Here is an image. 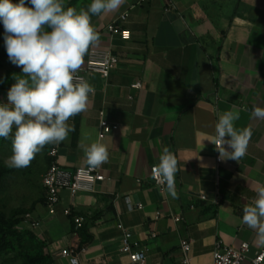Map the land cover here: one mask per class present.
<instances>
[{
  "label": "crops",
  "instance_id": "1",
  "mask_svg": "<svg viewBox=\"0 0 264 264\" xmlns=\"http://www.w3.org/2000/svg\"><path fill=\"white\" fill-rule=\"evenodd\" d=\"M90 3L80 0L79 9ZM112 23L130 39L109 34ZM92 24L100 33L95 46L111 50L119 63L106 79L88 75L95 94L87 111L69 121L75 131L67 140L47 146L58 148L59 165L85 167L80 145L98 138L101 110L119 131L102 140L110 155L99 169L107 179L93 192L72 198L61 190L50 215L43 190L34 230L50 254L58 264H70L63 248L80 264H132L121 252L119 221L146 254L145 264H213L218 242H247L252 254L264 249L241 222L243 207L264 185V119L252 116L254 107L264 108V0H125L118 11L93 16ZM139 81L141 88L131 87ZM225 111L239 112L237 129L253 130L239 161L217 162L210 141ZM164 147L179 162L176 198L152 181ZM73 215L83 217L82 226ZM183 240L191 241L188 254Z\"/></svg>",
  "mask_w": 264,
  "mask_h": 264
},
{
  "label": "clouds",
  "instance_id": "2",
  "mask_svg": "<svg viewBox=\"0 0 264 264\" xmlns=\"http://www.w3.org/2000/svg\"><path fill=\"white\" fill-rule=\"evenodd\" d=\"M124 3L91 0L86 8L77 9L65 7L64 0H0L8 59L21 68V74H13L15 83L7 92V102L0 103V138L11 137L12 145L6 167H29L46 145H59L75 131L69 121L87 111L90 96L95 94L86 79L76 80L89 49L100 41L92 17L114 13ZM252 116L264 119V108L254 107ZM239 118V112L233 111L218 117L210 141L221 160L239 161L247 154L253 130L237 129L234 122ZM102 140L98 137L80 145L84 164L92 169L109 161V150ZM178 171L176 155L164 147L151 173L161 191L173 198L177 197ZM241 222L254 230L257 244L264 246V185L255 189V196L243 207Z\"/></svg>",
  "mask_w": 264,
  "mask_h": 264
},
{
  "label": "built area",
  "instance_id": "3",
  "mask_svg": "<svg viewBox=\"0 0 264 264\" xmlns=\"http://www.w3.org/2000/svg\"><path fill=\"white\" fill-rule=\"evenodd\" d=\"M144 1L146 0H139L140 3ZM120 18L125 19L126 15L123 14ZM106 30L111 35H120L123 40L130 39V32L121 29L114 23L108 25ZM118 63V57L111 50L93 46L89 49L81 70L76 74V80L79 81L81 78H84L88 81V75L90 74L106 79ZM131 87L139 89L141 88V82L139 81ZM118 131L119 125L110 123L105 117L104 110H101L99 113L98 137L104 138ZM49 155L52 158V162L43 178V190L44 204L50 215L56 213L60 203L61 190L69 191L72 198H75L80 192H93L97 183L107 179L99 168L92 169L89 166H85L70 169L59 165L56 161L58 155L57 147L52 148ZM217 162H221L220 156H217ZM152 181L155 186L160 187L156 184L153 177ZM138 206L142 207L141 205ZM64 213L67 216L72 215L69 209H66ZM72 219L78 227L83 225L84 219L82 216L73 215ZM175 221H180V218L176 217ZM26 222L34 229L40 224V221L33 214L26 215ZM117 228L122 232L121 252L128 255L132 264H145L146 254L139 249L136 242L132 241V232L124 227L120 221L117 223ZM181 248L185 254H188L191 249V241H181ZM251 251V246L247 242L241 243L238 247H230L218 242L213 252V264H244L246 261H249V264H264V249L256 251L253 254ZM60 255L67 259L70 264H80L77 254L70 248H63L60 251ZM186 262H188V258H186Z\"/></svg>",
  "mask_w": 264,
  "mask_h": 264
},
{
  "label": "rangeland",
  "instance_id": "4",
  "mask_svg": "<svg viewBox=\"0 0 264 264\" xmlns=\"http://www.w3.org/2000/svg\"><path fill=\"white\" fill-rule=\"evenodd\" d=\"M64 4L79 9L80 0H64ZM13 74H21V68L8 59L0 23V103H5L7 92L15 83ZM11 148V137L0 138V264H58L47 243L26 222V215L33 214L43 198L49 149L45 146L29 167L17 170L5 165Z\"/></svg>",
  "mask_w": 264,
  "mask_h": 264
},
{
  "label": "trees",
  "instance_id": "5",
  "mask_svg": "<svg viewBox=\"0 0 264 264\" xmlns=\"http://www.w3.org/2000/svg\"><path fill=\"white\" fill-rule=\"evenodd\" d=\"M47 146V145H46ZM48 147V146H47ZM49 148V147H48ZM51 164V163H50ZM50 164H49V166H50ZM49 168V167H48Z\"/></svg>",
  "mask_w": 264,
  "mask_h": 264
}]
</instances>
